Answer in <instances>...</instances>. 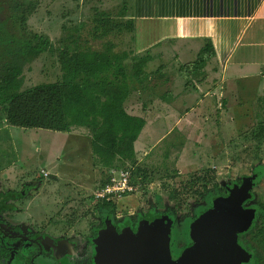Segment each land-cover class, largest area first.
<instances>
[{"label":"rangeland","instance_id":"374dc122","mask_svg":"<svg viewBox=\"0 0 264 264\" xmlns=\"http://www.w3.org/2000/svg\"><path fill=\"white\" fill-rule=\"evenodd\" d=\"M117 1L0 0V73L8 64L18 66L19 91L59 80L62 50L114 54L126 72V110L146 122L134 142L133 160L115 157L110 167L129 169L136 190L103 206L94 193L108 167L92 152L90 127L57 132L9 126L3 124L7 105L0 107V165L7 158L20 165L11 183L0 177V231L11 235L0 233L6 253L0 264H30L32 256L37 264H113L102 234L136 236L153 226L170 234L168 264H178L194 242L193 221L222 204L249 218L235 233L245 252L238 264H264V250L259 256L252 239L263 224L258 213L264 206V90L227 85L214 58L186 87L178 68L195 59L196 42H172L164 52L134 57L126 39L96 36L98 14L116 15L122 6ZM38 40L45 50L34 57L28 48ZM139 59L150 75L142 83L134 75ZM21 236L41 245L43 258L34 255V243H19ZM61 244L72 250L58 255Z\"/></svg>","mask_w":264,"mask_h":264},{"label":"trees","instance_id":"16d2710c","mask_svg":"<svg viewBox=\"0 0 264 264\" xmlns=\"http://www.w3.org/2000/svg\"><path fill=\"white\" fill-rule=\"evenodd\" d=\"M97 17L93 29L98 37L130 29L127 22L111 18L106 12H100ZM44 50L42 40L28 48L34 57ZM125 55L122 52V56ZM214 55L213 45L207 41L193 61L179 66L178 73L187 81L186 87L189 86V78ZM58 63L59 80L25 92L19 91L21 69L13 64L4 67L0 73V107L7 105L6 123L57 132H66L73 126H88L92 133V152L101 165L109 170L114 166L111 162L115 157L133 160L134 142L146 122L143 117L128 113L124 106L129 86L121 59L114 54L88 49L62 50ZM144 66V59L134 64V75L139 83L150 78ZM101 204L113 205L111 202ZM258 219L263 224L255 229L252 239L259 245L257 250L261 256L264 250V206H261Z\"/></svg>","mask_w":264,"mask_h":264},{"label":"crops","instance_id":"0c3cea01","mask_svg":"<svg viewBox=\"0 0 264 264\" xmlns=\"http://www.w3.org/2000/svg\"><path fill=\"white\" fill-rule=\"evenodd\" d=\"M117 4L122 5L120 11L110 17L127 22L130 29L114 36L129 42L131 56L156 49L164 52L172 42H196L200 49L210 41L227 85L244 87L246 92L264 90V0H118ZM3 124L8 125L6 119ZM19 166L8 158L0 165L3 183H11L9 178L16 176Z\"/></svg>","mask_w":264,"mask_h":264},{"label":"water","instance_id":"95a60500","mask_svg":"<svg viewBox=\"0 0 264 264\" xmlns=\"http://www.w3.org/2000/svg\"><path fill=\"white\" fill-rule=\"evenodd\" d=\"M240 209L222 204L193 221L190 236L193 244L182 253L178 264H237L244 252L237 244L235 233L248 223ZM102 234L116 264H168L170 259L167 230L159 226L145 227L136 236L118 235L108 239ZM101 241V243H102Z\"/></svg>","mask_w":264,"mask_h":264},{"label":"built area","instance_id":"2783aa9c","mask_svg":"<svg viewBox=\"0 0 264 264\" xmlns=\"http://www.w3.org/2000/svg\"><path fill=\"white\" fill-rule=\"evenodd\" d=\"M103 185L94 193V198L100 202H114L136 190L128 169H112L107 172ZM46 174V173H45Z\"/></svg>","mask_w":264,"mask_h":264},{"label":"flooded vegetation","instance_id":"af4514ba","mask_svg":"<svg viewBox=\"0 0 264 264\" xmlns=\"http://www.w3.org/2000/svg\"><path fill=\"white\" fill-rule=\"evenodd\" d=\"M2 199L3 198H1L0 197V201H2ZM110 231V230H109ZM0 233H1V236L2 237H9V236H11V235H9V234H6V233H4V232H2V231H0ZM126 234H128V233H126ZM129 235V234H128ZM170 235V234H169ZM22 238V239H21ZM21 238H19V240H20V242L19 243H34L35 245H36V247L38 248V251L34 254V255H36V254H40L39 255V257L40 258H43V251H42V246L41 245H39L36 241H34V240H30V242H28V241H26V240H24L23 238H24V236H21ZM46 244V243H45ZM193 244V243H192ZM192 244H190L189 246H191ZM238 244V243H237ZM239 245V244H238ZM189 246H187L185 249H187ZM240 246V245H239ZM240 248L242 249V247L240 246ZM184 249V250H185ZM72 250V246L69 244V245H64V244H61L58 248H57V254L58 255H60V253H62V252H67V253H69L70 251ZM183 250V251H184ZM243 250V249H242ZM169 251H170V240H169ZM243 252H244V250H243ZM7 253H9L8 251H7ZM183 253V252H182ZM181 256H182V254H181ZM244 256H245V252H244ZM3 258H6V253H5V251H4V249H2V248H0V261L3 259ZM8 258H9V256H8ZM33 258V256L29 259V263L30 264H37V262H34V259H32ZM24 260H25V257L23 258ZM93 259H94V257H93ZM170 259H171V253H170ZM170 259H169V261H168V263L170 262ZM244 259V258H243ZM115 260H109V262H111V263H113V264H116L115 262H114ZM239 263V262H238ZM237 263V264H238Z\"/></svg>","mask_w":264,"mask_h":264},{"label":"bare ground","instance_id":"6f19581e","mask_svg":"<svg viewBox=\"0 0 264 264\" xmlns=\"http://www.w3.org/2000/svg\"><path fill=\"white\" fill-rule=\"evenodd\" d=\"M243 188V187H242ZM244 190H245V188H244ZM236 192H238V191H236ZM241 192V191H240ZM240 194H242V193H240ZM223 199V198H222ZM216 202V201H215ZM231 205H233V204H231ZM110 232V234H109V236H108V239H110L111 237H114L115 235H114V231L113 230H110L109 231Z\"/></svg>","mask_w":264,"mask_h":264}]
</instances>
